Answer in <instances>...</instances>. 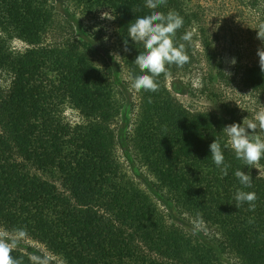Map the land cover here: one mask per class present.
I'll return each instance as SVG.
<instances>
[{"label": "trees", "instance_id": "trees-1", "mask_svg": "<svg viewBox=\"0 0 264 264\" xmlns=\"http://www.w3.org/2000/svg\"><path fill=\"white\" fill-rule=\"evenodd\" d=\"M77 1L111 11L127 72L142 74L133 62L145 49L127 37V29L137 17L150 14L146 0ZM257 3L251 2L254 10ZM260 6L264 24V0ZM54 10L48 0H0V71L12 79L9 89L0 91V229L25 228L27 237L65 264H225L217 249L229 250L244 264H264V159L259 172L225 147L223 128L242 121L216 91L215 81L230 83L202 11L187 0H167L157 9L173 10L184 19L174 40L185 44L190 59L182 68L169 66L171 77L194 63L198 42L206 65L201 94L217 100L219 111H190L174 98L161 74L158 92L138 93L129 143L168 200L217 229L222 239L212 246L169 224L123 171L112 128L123 102L116 98L113 70L97 65L101 52L88 38L45 44ZM185 32L191 33L190 41L180 39ZM13 39L27 48L11 49ZM240 81L264 97L259 63L245 66ZM67 105L84 118L82 123L65 122ZM215 139L231 165L223 178L211 159ZM238 169L253 179L244 190L256 193L255 211L247 203L235 207ZM32 254L44 257L29 245L12 251L23 264H31Z\"/></svg>", "mask_w": 264, "mask_h": 264}, {"label": "rangeland", "instance_id": "rangeland-1", "mask_svg": "<svg viewBox=\"0 0 264 264\" xmlns=\"http://www.w3.org/2000/svg\"><path fill=\"white\" fill-rule=\"evenodd\" d=\"M54 10V24L45 35V44L63 43L69 40L88 38L98 45L101 52L96 63L102 69L110 66L113 70L116 98L123 102L119 115L113 123L116 138V155L123 171L155 202L166 221L175 223L185 233L198 236L212 246L222 237L213 226L201 222L192 213L158 190L156 179L147 171L130 146V137L136 121L140 96L131 88L132 81L120 56L116 41V24L113 14L106 8L90 9L77 0H48ZM258 0L256 10L251 7L252 0H187L189 6L202 11L203 20L215 37L214 45L223 64L228 85L215 81L219 97L230 103L238 118L252 119L257 112L264 111V97L255 94L241 85V72L245 66L259 63L257 50L264 44L256 38L257 29L262 24L259 16ZM11 49L22 52L27 45L18 39L10 42ZM118 55V56H116ZM235 59L233 65L231 61ZM201 48L196 42L195 61L187 69L170 77L166 81L174 98L190 111H219V102L201 94L202 78L206 72ZM11 75L0 71V91L6 92L11 83ZM64 120L71 125L82 123L84 118L70 106L64 107ZM251 130H249L250 132ZM256 169L260 172L259 166ZM48 179V178H47ZM51 180V179H50ZM58 184V182L56 181ZM0 231H3L0 229ZM40 251L47 259V264H65L62 259L52 254L45 245L27 237L20 242ZM216 248V247H215ZM217 249V248H216ZM219 256L225 264H244L229 250L220 251Z\"/></svg>", "mask_w": 264, "mask_h": 264}, {"label": "clouds", "instance_id": "clouds-1", "mask_svg": "<svg viewBox=\"0 0 264 264\" xmlns=\"http://www.w3.org/2000/svg\"><path fill=\"white\" fill-rule=\"evenodd\" d=\"M167 0H146L145 7L150 10V14L137 17L128 25L127 37L135 45L142 44L145 51L140 52L135 58L134 64L138 67L140 75H131V88L139 93L141 90L151 93L159 91L160 85L157 78L163 74L166 78L171 77L169 66L175 65L182 68L189 62L185 44L175 43L176 32L183 27V17L170 10L166 14L157 9L165 6ZM110 19H115L113 16ZM256 38L264 44V24L256 30ZM187 42L191 40V33L185 32L180 38ZM124 51L128 49V39H124ZM118 56V55H116ZM259 66L264 72V47L257 50ZM234 65L235 59L231 61ZM151 103V98H149ZM249 130H251L249 132ZM222 132L227 137L225 147H231L237 160H240L246 167L255 168L264 159V111L257 112L252 119L245 118L240 123L226 125ZM211 159L214 165L220 170L221 178L228 175L230 164L225 163V156L221 142L215 139L209 146ZM241 185L237 189L234 200L238 209L245 203L249 205V211H255L257 196L255 192H248L244 189L251 188L253 179L250 174H245L242 170L234 173ZM199 216V214H198ZM202 222V219H201ZM28 236L25 228L0 231V264H23V260L14 258L12 251L16 249L20 242ZM31 264H47V260L36 254L30 256Z\"/></svg>", "mask_w": 264, "mask_h": 264}]
</instances>
